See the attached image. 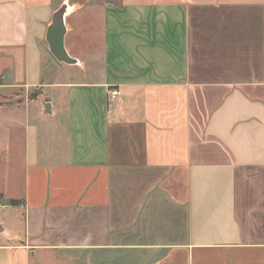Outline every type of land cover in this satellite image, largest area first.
<instances>
[{
	"label": "crops",
	"instance_id": "crops-1",
	"mask_svg": "<svg viewBox=\"0 0 264 264\" xmlns=\"http://www.w3.org/2000/svg\"><path fill=\"white\" fill-rule=\"evenodd\" d=\"M0 193V264H264V0H0Z\"/></svg>",
	"mask_w": 264,
	"mask_h": 264
},
{
	"label": "water",
	"instance_id": "water-1",
	"mask_svg": "<svg viewBox=\"0 0 264 264\" xmlns=\"http://www.w3.org/2000/svg\"><path fill=\"white\" fill-rule=\"evenodd\" d=\"M69 11L67 1H64L57 9L54 10L51 22L46 29L45 38L48 43L49 50L59 61L66 63H76L77 58L72 56L66 49L64 44V36L67 30L65 16ZM45 110L50 111V103H45ZM6 228L0 222V232H5Z\"/></svg>",
	"mask_w": 264,
	"mask_h": 264
},
{
	"label": "built area",
	"instance_id": "built-area-1",
	"mask_svg": "<svg viewBox=\"0 0 264 264\" xmlns=\"http://www.w3.org/2000/svg\"><path fill=\"white\" fill-rule=\"evenodd\" d=\"M108 93H109V95H110L111 97H115V96L119 93V91H118L117 88H110V89L108 90Z\"/></svg>",
	"mask_w": 264,
	"mask_h": 264
},
{
	"label": "trees",
	"instance_id": "trees-1",
	"mask_svg": "<svg viewBox=\"0 0 264 264\" xmlns=\"http://www.w3.org/2000/svg\"><path fill=\"white\" fill-rule=\"evenodd\" d=\"M35 94V91H31L30 93H29V95H34ZM1 193H0V197H1ZM9 203H12V204H14V203H16V200H14V199H10L9 200Z\"/></svg>",
	"mask_w": 264,
	"mask_h": 264
},
{
	"label": "rangeland",
	"instance_id": "rangeland-1",
	"mask_svg": "<svg viewBox=\"0 0 264 264\" xmlns=\"http://www.w3.org/2000/svg\"><path fill=\"white\" fill-rule=\"evenodd\" d=\"M29 93H30V91H29ZM22 202V200L21 199H18V200H16V203L17 204H20ZM0 210H3L2 208H0Z\"/></svg>",
	"mask_w": 264,
	"mask_h": 264
}]
</instances>
